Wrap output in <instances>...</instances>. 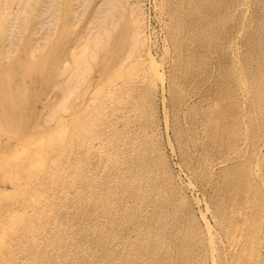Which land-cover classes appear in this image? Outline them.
I'll return each mask as SVG.
<instances>
[{
    "label": "rangeland",
    "instance_id": "rangeland-1",
    "mask_svg": "<svg viewBox=\"0 0 264 264\" xmlns=\"http://www.w3.org/2000/svg\"><path fill=\"white\" fill-rule=\"evenodd\" d=\"M91 1L0 0V264H264V0Z\"/></svg>",
    "mask_w": 264,
    "mask_h": 264
},
{
    "label": "bare ground",
    "instance_id": "bare-ground-1",
    "mask_svg": "<svg viewBox=\"0 0 264 264\" xmlns=\"http://www.w3.org/2000/svg\"><path fill=\"white\" fill-rule=\"evenodd\" d=\"M90 2L92 1L83 0L82 2L83 7L88 6ZM130 5H131V0H100L99 1L94 15V21L96 23L95 26L96 47L94 48H97L96 51L97 54L103 52H107L108 54L110 52L116 53V50L122 47V48H127L128 57L129 56L131 57V55H133L135 49L139 45L140 34L142 33L140 31L141 26L137 22L138 18L135 15V12L139 13L138 10L140 4L139 5L133 4L135 6L133 8H131ZM111 45L114 46L115 50H112L110 48Z\"/></svg>",
    "mask_w": 264,
    "mask_h": 264
}]
</instances>
